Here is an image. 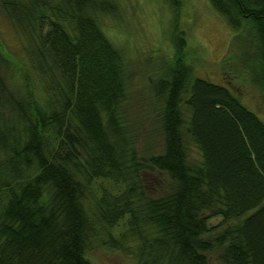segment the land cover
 I'll use <instances>...</instances> for the list:
<instances>
[{
    "label": "trees",
    "instance_id": "16d2710c",
    "mask_svg": "<svg viewBox=\"0 0 264 264\" xmlns=\"http://www.w3.org/2000/svg\"><path fill=\"white\" fill-rule=\"evenodd\" d=\"M209 3L246 33L240 65L264 97V0ZM117 8L0 0L26 58L21 77L0 46V264H91L100 237L137 264H207L211 251L264 264V121L179 60L149 79L153 106L132 115L133 63L99 22ZM101 180L121 192L95 190ZM215 218L225 227L206 239Z\"/></svg>",
    "mask_w": 264,
    "mask_h": 264
},
{
    "label": "rangeland",
    "instance_id": "374dc122",
    "mask_svg": "<svg viewBox=\"0 0 264 264\" xmlns=\"http://www.w3.org/2000/svg\"><path fill=\"white\" fill-rule=\"evenodd\" d=\"M114 1L118 6L116 14L102 16L99 22L106 37L133 63L136 74L129 107L132 115L140 110V106H153L149 79H155L159 70H164L167 64L174 66L179 60L193 68L194 77L227 86L264 121L263 94L250 82L247 71L240 65L249 48L242 44L246 33L233 32L212 9L209 0H178V7L164 0ZM180 40L183 46L179 44ZM0 46L23 77L26 58L21 40L1 11ZM50 141L56 146L54 137ZM146 143L143 133L140 149L143 150ZM190 149L191 157L196 159V149L192 146ZM94 189H105L113 194L121 192L119 186L102 180L94 183ZM126 221L120 222L112 231L116 240L126 231ZM209 226L213 229L204 236L206 239L215 237L225 227L221 218L211 219ZM103 240L100 237L91 243L87 254L91 264H137L133 256L110 249ZM206 258L207 264H221L215 251L206 253Z\"/></svg>",
    "mask_w": 264,
    "mask_h": 264
}]
</instances>
